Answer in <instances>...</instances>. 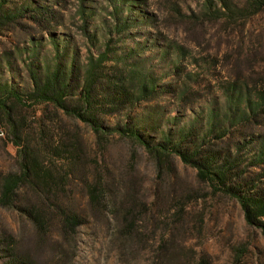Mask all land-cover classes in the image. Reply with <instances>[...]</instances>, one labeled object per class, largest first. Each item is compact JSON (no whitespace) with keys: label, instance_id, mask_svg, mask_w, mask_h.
I'll return each instance as SVG.
<instances>
[{"label":"rangeland","instance_id":"374dc122","mask_svg":"<svg viewBox=\"0 0 264 264\" xmlns=\"http://www.w3.org/2000/svg\"><path fill=\"white\" fill-rule=\"evenodd\" d=\"M30 2L51 8L55 18L47 27L64 35L66 60L76 53L84 62L88 48L97 52L109 42L117 61L111 59L106 66L115 63L126 70L136 66L154 74L158 96L140 102L128 115L106 117L108 123L140 117L167 123L172 116L177 117L176 126L192 116L203 122L211 109L226 110L229 96L239 87H246L251 99L264 94V9L246 18L235 15L246 0H9V5ZM115 20L121 24L118 28ZM92 33L95 47L89 41ZM30 36L39 42L40 61L54 55L45 31L22 18L0 28V56L11 64L10 70L0 69L4 77L24 76L23 60L30 57L20 58L15 50H23ZM35 107L31 122L42 113L41 106ZM65 117L63 126L72 130V120ZM77 123L89 157L100 160L101 171L134 182L139 213L150 208L153 215L146 214L142 226H135L133 234L139 239H128L105 206L108 195L104 205L93 207L78 180L71 183L72 202L83 219L72 231L65 232L57 219H51L41 232L17 209L0 207V264L7 260L4 252L25 256L29 264H264V232L246 224L234 199L199 182L194 168L174 157L179 182L172 187L171 179H157L153 160L140 145L113 136L101 148L90 128ZM239 132L235 140L242 146L239 161L244 167L264 139V114ZM213 135L208 138L215 140ZM15 170L16 147L0 125V172ZM159 189V198L166 202L155 205ZM174 189L177 195L183 193V201L190 190L197 197L187 203L186 213L172 220L177 203L169 195ZM169 227L174 229V241L168 252H159L160 236Z\"/></svg>","mask_w":264,"mask_h":264},{"label":"trees","instance_id":"16d2710c","mask_svg":"<svg viewBox=\"0 0 264 264\" xmlns=\"http://www.w3.org/2000/svg\"><path fill=\"white\" fill-rule=\"evenodd\" d=\"M263 9L264 0H246L243 7L235 10V15L246 18ZM231 15L234 14L228 17ZM22 18L45 31L54 55L50 60L40 61L39 42L30 36L23 50L18 47L15 50L20 58L23 54L33 58L23 60L24 76L0 74V125L16 147L17 161V170L0 172V207L17 209L41 232L51 219H57L65 232L72 231L83 219L72 202L71 183L79 180L93 207L104 205V197L108 195L105 206L110 208L122 236L139 239L133 234L135 226L141 227L146 214L148 217V213H153L150 208L139 213L134 182L101 171L100 160L89 157L77 125L81 122L90 128L101 148L105 149L113 136L140 145L153 160L157 179L162 182L171 179L172 187L179 182L173 161L178 157L196 170L199 182L206 184L211 192L234 199L247 225L264 232V139L251 155L250 164L244 167L239 161L242 146L235 140L241 129L254 125L260 114H264V94L251 99L248 89L238 86L239 90L229 96L226 110L211 109L203 122L192 116L185 124L176 126L177 117L172 116L167 123L161 118L140 117L111 124L106 122V117L128 115L140 102L158 96L160 90L154 74L136 66L131 70L115 63L106 66L111 59L117 61L111 56L114 53L109 42L103 43L102 50L97 47V52L88 48L84 62L78 60L76 53L66 60L64 35L62 32L57 35L47 27L55 18L51 8L31 2L11 6L9 0H0V28ZM120 25L115 20V27ZM89 37L91 46L95 47V34ZM2 67L10 70L11 64L0 56ZM185 94L183 91L181 97ZM35 106H41L42 113L37 122H31L30 117L36 115ZM65 116L72 120V130L63 126ZM211 133L215 140L208 138ZM160 192L157 190L155 205L165 201L159 198ZM169 197L177 203L170 214L174 220L188 211L187 203L197 196L187 191V199L183 201V193L177 195L174 189ZM160 237L158 251L168 252L174 241V229L169 227ZM4 253L7 260L3 264H29L25 256L16 252Z\"/></svg>","mask_w":264,"mask_h":264}]
</instances>
